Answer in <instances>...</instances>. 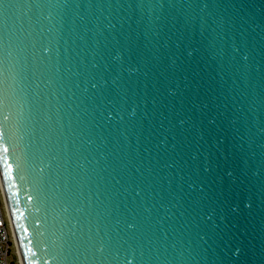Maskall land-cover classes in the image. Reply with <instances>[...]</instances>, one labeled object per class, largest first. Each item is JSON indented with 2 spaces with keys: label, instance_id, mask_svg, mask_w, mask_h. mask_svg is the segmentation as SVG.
Returning <instances> with one entry per match:
<instances>
[{
  "label": "water",
  "instance_id": "1",
  "mask_svg": "<svg viewBox=\"0 0 264 264\" xmlns=\"http://www.w3.org/2000/svg\"><path fill=\"white\" fill-rule=\"evenodd\" d=\"M0 181L22 264H264V0H0Z\"/></svg>",
  "mask_w": 264,
  "mask_h": 264
},
{
  "label": "built area",
  "instance_id": "2",
  "mask_svg": "<svg viewBox=\"0 0 264 264\" xmlns=\"http://www.w3.org/2000/svg\"><path fill=\"white\" fill-rule=\"evenodd\" d=\"M13 228L6 208L3 188L0 181V264H12L16 253Z\"/></svg>",
  "mask_w": 264,
  "mask_h": 264
},
{
  "label": "rangeland",
  "instance_id": "3",
  "mask_svg": "<svg viewBox=\"0 0 264 264\" xmlns=\"http://www.w3.org/2000/svg\"><path fill=\"white\" fill-rule=\"evenodd\" d=\"M13 237H14V235H13ZM14 241H15V237H14ZM16 253H17L18 264H22L17 244H16Z\"/></svg>",
  "mask_w": 264,
  "mask_h": 264
},
{
  "label": "trees",
  "instance_id": "4",
  "mask_svg": "<svg viewBox=\"0 0 264 264\" xmlns=\"http://www.w3.org/2000/svg\"><path fill=\"white\" fill-rule=\"evenodd\" d=\"M12 264H18L17 256L14 254Z\"/></svg>",
  "mask_w": 264,
  "mask_h": 264
}]
</instances>
